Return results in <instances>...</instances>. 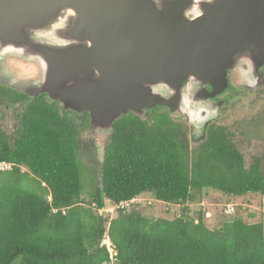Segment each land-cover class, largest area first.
<instances>
[{
	"label": "trees",
	"instance_id": "16d2710c",
	"mask_svg": "<svg viewBox=\"0 0 264 264\" xmlns=\"http://www.w3.org/2000/svg\"><path fill=\"white\" fill-rule=\"evenodd\" d=\"M32 111L14 146L0 136V162L11 165L0 172V264L18 257L21 264H264L262 224L237 217L216 230L206 227L200 212L188 215L187 204L204 189L237 199L264 197L260 161L245 168L222 133L211 132L188 166L187 149L170 130L134 114L121 116L103 151L100 186L84 201L76 124L67 118L61 123L45 104ZM147 194L182 206L181 214L150 219L137 205L129 212L116 209L110 218L90 210Z\"/></svg>",
	"mask_w": 264,
	"mask_h": 264
},
{
	"label": "water",
	"instance_id": "95a60500",
	"mask_svg": "<svg viewBox=\"0 0 264 264\" xmlns=\"http://www.w3.org/2000/svg\"><path fill=\"white\" fill-rule=\"evenodd\" d=\"M187 5L199 13L188 17ZM262 20L264 0H0V57L40 64L39 92L109 134L128 112H184L189 72L207 59L240 67L264 47Z\"/></svg>",
	"mask_w": 264,
	"mask_h": 264
},
{
	"label": "flooded vegetation",
	"instance_id": "af4514ba",
	"mask_svg": "<svg viewBox=\"0 0 264 264\" xmlns=\"http://www.w3.org/2000/svg\"><path fill=\"white\" fill-rule=\"evenodd\" d=\"M185 8H188V12L185 11V13L190 18L195 17L200 10L191 5ZM254 33H257L256 38L264 39V20L259 28L256 27ZM238 53L237 55L242 52ZM218 54L221 55L220 52ZM245 54H247L245 57L232 59V61L243 63L240 67H226L225 64L228 61L221 58L216 61L207 59L205 62L208 66L203 70H192L188 77H185L182 85L185 86L187 93L182 102L190 103H186L187 109L184 111L186 117L179 118L187 122V129L175 121V114L180 112L174 113L167 106L143 110L142 114L128 112L122 116L134 114L148 124L151 121L152 124H149L151 126L158 125L161 129L170 130L171 136L186 149L189 143L199 144L200 149L207 144L211 132H219L226 136L218 123L223 117L231 114V107L235 102L248 98L250 108L255 105L259 107L264 102V47L258 44L256 50L249 53L256 56L254 58H250L251 55L248 53ZM41 73V65L34 61L11 55L0 57V136L9 145L14 146L21 138L28 119L33 116V113H30L33 112V106L45 104L47 109L59 117L61 123L67 118L76 124L79 151L80 129L83 127L90 132L89 113L66 109L59 99L51 98L46 92H39V84L43 79ZM22 75H28V77L24 78ZM32 87L38 88L34 91ZM198 90L200 93L197 95ZM194 105L199 107L194 108ZM255 160L260 161V158H255L253 163Z\"/></svg>",
	"mask_w": 264,
	"mask_h": 264
},
{
	"label": "rangeland",
	"instance_id": "374dc122",
	"mask_svg": "<svg viewBox=\"0 0 264 264\" xmlns=\"http://www.w3.org/2000/svg\"><path fill=\"white\" fill-rule=\"evenodd\" d=\"M22 77L27 78L28 75H22ZM248 101L249 99L246 98L239 102H235L231 107V114L223 117L218 125L223 128L227 138L242 154L245 168L253 163L255 158L259 157L260 164L264 170V102L259 107L255 105L250 108ZM198 107L199 105H194V108ZM186 109L187 107L185 111ZM188 109H190V107ZM175 116L176 123L183 125L187 129V122L179 118L180 116L186 117V114L180 112L179 114H175ZM149 124H152V122L149 121ZM80 136L78 161L84 171L81 177V184L84 187L81 198L84 201H88L89 192L97 186H100V169L103 150L109 142V134L91 133L82 127L80 129ZM85 144H89L90 146L86 147ZM198 145L199 144L189 143L186 153V162L188 166L192 165L193 162H191V160L195 161L198 158ZM22 170L26 171L24 167H22ZM196 197L195 202L187 204L189 209L188 215L197 217L200 212L206 227L209 229L217 230L226 221L231 222L238 217L247 224H262L264 232L263 196L259 194H247L245 197L237 199L224 195L216 190L204 189L201 192V198H198L199 195ZM137 200H141L142 202L139 201L135 205H131L130 209L125 212H129L138 205L137 209L147 218L173 219L181 214V209L183 208L178 205L174 206L156 202L151 194L141 196L137 198ZM90 210L103 217L112 218L116 214V209L112 206H107L103 210L97 211L95 204H92ZM102 244L108 248L111 257L114 256L115 253L110 249L109 242L106 238L102 241ZM11 264H21L20 257L16 258ZM110 264H115V262H111Z\"/></svg>",
	"mask_w": 264,
	"mask_h": 264
},
{
	"label": "built area",
	"instance_id": "2783aa9c",
	"mask_svg": "<svg viewBox=\"0 0 264 264\" xmlns=\"http://www.w3.org/2000/svg\"><path fill=\"white\" fill-rule=\"evenodd\" d=\"M10 169H11V165L10 164L4 163V162H0V172L1 171H7V170H10ZM139 201H141V200H139ZM139 201L137 199H132V200H129V201L121 202L115 209L128 211V209H130L131 205H135ZM148 204H150V203H148Z\"/></svg>",
	"mask_w": 264,
	"mask_h": 264
}]
</instances>
